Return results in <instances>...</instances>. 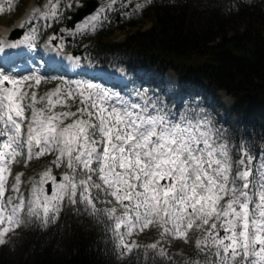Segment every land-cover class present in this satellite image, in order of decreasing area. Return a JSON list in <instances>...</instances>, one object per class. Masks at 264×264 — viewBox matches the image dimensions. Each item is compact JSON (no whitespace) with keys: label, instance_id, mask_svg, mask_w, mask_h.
<instances>
[{"label":"snow or ice","instance_id":"snow-or-ice-1","mask_svg":"<svg viewBox=\"0 0 264 264\" xmlns=\"http://www.w3.org/2000/svg\"><path fill=\"white\" fill-rule=\"evenodd\" d=\"M150 3L121 0V15H135ZM115 5L110 0L73 34L110 26ZM60 6V0H48L33 9L24 39L0 51L36 49L32 21L39 15L55 22L62 18ZM67 58L75 67L84 63ZM50 79L55 77L0 66V245L26 224L47 228L67 206L103 225L121 261L264 264V146L257 153L247 134L236 136L194 100L178 106L142 86L125 92L95 77H60L40 94ZM49 156L22 191L25 173L16 166L29 168ZM55 169H62L59 178ZM152 228L158 239L142 244L141 233ZM193 236L195 258L175 261L169 246L177 239L190 244Z\"/></svg>","mask_w":264,"mask_h":264},{"label":"trees","instance_id":"trees-1","mask_svg":"<svg viewBox=\"0 0 264 264\" xmlns=\"http://www.w3.org/2000/svg\"><path fill=\"white\" fill-rule=\"evenodd\" d=\"M236 0H167L155 6L151 18L154 29L145 34L128 37L118 46L131 62L157 61L168 63L171 59L194 56V61L205 58L211 49L231 47L254 57L255 65L248 70H224L204 61L198 64L193 78L204 79L211 88L224 89L238 100V108H253L264 114V6L244 4L232 13ZM244 21V22H242ZM243 31L240 33V29ZM219 39L216 48L209 43ZM102 42L94 45L106 48ZM116 53L110 59H116ZM261 118L260 116H257ZM249 118L236 121L232 130L236 136L247 134L259 153L264 140V120ZM158 239L152 228L139 237L142 244ZM169 254L179 262L195 258L194 249H169ZM0 264H137L135 256L121 261L115 252L114 241L102 224L90 216L76 214L66 206L55 222L47 228L39 223L29 230L15 233L5 245H0ZM139 264H144L141 257ZM163 264H167L166 258Z\"/></svg>","mask_w":264,"mask_h":264},{"label":"rangeland","instance_id":"rangeland-1","mask_svg":"<svg viewBox=\"0 0 264 264\" xmlns=\"http://www.w3.org/2000/svg\"><path fill=\"white\" fill-rule=\"evenodd\" d=\"M3 24V23H2ZM112 38H115V42H121L123 40L122 36L121 35H118L117 33H115V35L112 37ZM117 40V41H116ZM6 59V58H5ZM2 59L4 60L5 62L7 61V59ZM65 59H67L66 56H62V55H59L56 51H54L53 53H50V54H46L45 56V60L47 63L48 61H56V62H60V61H65ZM67 63H70L69 61H67ZM45 69H48V66L45 67ZM36 72V71H35ZM49 77H52V76H49ZM55 79L57 80H60L59 77H56L55 76ZM61 81V80H60ZM26 225H29V224H26ZM25 226V225H24ZM190 244H188V246H190Z\"/></svg>","mask_w":264,"mask_h":264},{"label":"water","instance_id":"water-1","mask_svg":"<svg viewBox=\"0 0 264 264\" xmlns=\"http://www.w3.org/2000/svg\"><path fill=\"white\" fill-rule=\"evenodd\" d=\"M213 59L218 61L222 66L227 67V66H240L242 62L237 60V58L232 57L229 53L223 52L220 56H213Z\"/></svg>","mask_w":264,"mask_h":264},{"label":"bare ground","instance_id":"bare-ground-1","mask_svg":"<svg viewBox=\"0 0 264 264\" xmlns=\"http://www.w3.org/2000/svg\"><path fill=\"white\" fill-rule=\"evenodd\" d=\"M5 60H6V59H5ZM4 62H5V61H4ZM109 79L113 80V79H112V77H111V78H109Z\"/></svg>","mask_w":264,"mask_h":264}]
</instances>
